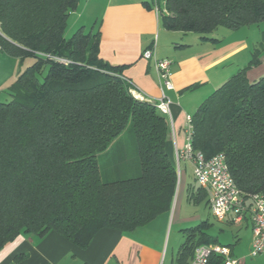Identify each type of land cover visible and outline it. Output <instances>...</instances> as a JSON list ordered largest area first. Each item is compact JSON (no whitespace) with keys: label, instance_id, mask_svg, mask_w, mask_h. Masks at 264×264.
<instances>
[{"label":"trees","instance_id":"trees-1","mask_svg":"<svg viewBox=\"0 0 264 264\" xmlns=\"http://www.w3.org/2000/svg\"><path fill=\"white\" fill-rule=\"evenodd\" d=\"M160 27L196 33L264 23V0H150ZM78 0H0V49L35 61L0 103V250L19 236L41 240L55 232L86 249L104 228L123 233L170 211L176 171L165 153L168 123L153 103L137 101L120 67L99 56L100 32L80 27L65 37ZM250 60L198 106L191 117L194 152L217 154L246 201L264 195V76L250 82ZM123 131L131 133L137 175L105 178L99 158ZM206 189L188 193L198 204ZM209 205V200H206ZM249 206V205H248ZM207 222L182 230L175 264L195 247L216 244ZM21 257L15 259L20 261ZM207 264H223L211 255Z\"/></svg>","mask_w":264,"mask_h":264},{"label":"crops","instance_id":"crops-1","mask_svg":"<svg viewBox=\"0 0 264 264\" xmlns=\"http://www.w3.org/2000/svg\"><path fill=\"white\" fill-rule=\"evenodd\" d=\"M91 1L89 0V3ZM145 3L149 2L147 0H104L101 3L103 9L98 28L100 32L98 56L112 67L121 68V75L133 87L137 100L151 104L161 99L162 94L166 100H169L172 124L168 123L169 133L165 142V153L175 171L177 166L179 167V184L174 205L170 207V211L132 232L101 229L93 236L86 249H78L55 232L49 233L41 240L30 236H19L0 250V264H159L166 233L169 240V233L173 228L175 232L181 234L184 229L207 222V220H201V216L196 213L193 216L183 215L182 207L185 200L190 202L188 193L196 192L199 186L190 188L184 174L187 172V167H192L187 162H180L177 165L174 155L176 150L184 145L185 116L190 117L215 88L234 75L225 68L229 66L227 63L230 59L236 57L238 50L235 49L236 46L228 51L225 50L226 47L217 48V46L203 43L202 45H208L205 50L194 49L186 52L190 44L196 45L201 42H198L194 36L187 38L190 33L186 35L164 30L160 27V16L156 14L153 6L149 9ZM82 16L84 12L75 19H68L69 29L77 27ZM152 47L157 60L167 59L171 62L169 66L172 90L161 89L153 62L142 57L141 53ZM239 62L237 61L234 72H238L244 66V63ZM258 62V66L249 69L245 74L250 82L264 76V48ZM28 66H30L29 61L12 57L0 49V97ZM121 139L122 137L114 141L112 148L99 158L100 172L105 178L132 176L139 172L137 156H123L126 154L120 147ZM116 146L118 148L115 154L108 155ZM205 194L206 199L198 204L204 203L209 209L206 200H209L210 195L208 191ZM248 216L249 214H246L240 223H235L231 216L220 223L247 229L250 233L248 242V248H250L252 228ZM190 222H196V224L184 228ZM208 225L206 233L211 226L209 223ZM155 235H159V243L147 241ZM216 244H218L217 240ZM228 249L230 257L236 259L238 264H245L242 257L243 251ZM18 257H21V260L15 261Z\"/></svg>","mask_w":264,"mask_h":264},{"label":"rangeland","instance_id":"rangeland-1","mask_svg":"<svg viewBox=\"0 0 264 264\" xmlns=\"http://www.w3.org/2000/svg\"><path fill=\"white\" fill-rule=\"evenodd\" d=\"M103 1L104 0H92L89 3V0H78L76 10L70 14V17H68V19L70 20L75 19L76 16L78 15L80 16V14H82L83 12H84V16H82L83 18L77 27L69 29V27L67 26V29L65 30V37L70 38L76 32V30L79 29L81 26L85 27L83 28V32L85 34L90 32L93 33L96 32L100 27V23H101L100 15L103 9L101 3H103ZM147 1L149 2L150 0ZM188 36L189 37L187 38H192V36H194L195 39H197L198 42L201 43H197L196 45L190 44V46L187 47L188 49L186 52L194 49H198V51L205 50V48L208 45H202L203 43L205 44L208 43L209 45L214 47L217 46V48L226 47L225 50L228 51H230L236 46L235 49L238 50L236 57L230 59V62L227 63V65L229 66L225 68L226 70H229V72L231 71L233 74H235L237 73L236 71L234 72V69L237 67V61L244 63V66H246L247 62L250 60L255 61V59L257 60V58L259 60V57L264 48V23H260L258 25H252V26H245L236 30H230L224 27H219L215 29L213 33L211 32L205 35V37L209 38V40L199 39L201 36H199V34L196 33H190V35ZM23 59L29 61L30 65L35 61V59L31 57H25ZM230 63H234L236 65L234 66V64L231 65ZM244 66H242V68ZM130 86L131 85H129V93L131 92V88H132ZM2 94L4 96L2 95V97H0V103H7L9 101V98H7L8 97L7 92ZM123 132L124 133L122 134V139L120 143L121 145L120 147H122V149L125 151L126 154L123 156L126 157L137 156L135 152V147L133 145V139L131 137V133H129L128 131H123ZM116 148L118 147L117 146L114 147L108 155L115 154ZM186 169L187 172L184 174V177L188 179L187 182L190 185V188L192 187L196 188L197 184L193 181L192 178L193 176L192 168L187 167ZM178 181H179V177L177 176L175 194L177 193V188L179 184ZM175 194L172 205H174V201L176 198ZM182 208H183L182 212L184 216H193L196 213L197 215L201 216L202 218L201 220H207V222L211 225L210 228L208 229V233L217 240V243L219 245L226 246L230 249L243 251L242 253L244 254L242 257L245 264H264V253L256 255L255 257L248 256L250 253V248H248L250 233L247 229H239L229 225L228 226L223 225L222 223H220V221H218L213 217L209 209L205 207L204 203L193 204V202L191 201L189 202L185 200V204ZM195 224L196 222H190L186 224L184 228L194 226ZM169 234H170L169 240L167 233L164 237L159 264H175L174 258H176L177 252L180 248L179 246L182 245V243L185 241L186 238V236L180 234V232H175L174 228ZM147 241H155L156 243H159L160 241L159 235H155L151 238H148Z\"/></svg>","mask_w":264,"mask_h":264},{"label":"built area","instance_id":"built-area-1","mask_svg":"<svg viewBox=\"0 0 264 264\" xmlns=\"http://www.w3.org/2000/svg\"><path fill=\"white\" fill-rule=\"evenodd\" d=\"M154 11L159 13V7L154 3ZM159 15V14H158ZM155 47V45H154ZM154 47L145 50L142 57L146 60H151L156 70L158 80L162 90H172L173 84L171 82V62L167 59L157 60L154 56ZM130 85V83L127 81ZM132 87V86H130ZM133 87L131 94L134 96ZM135 97V96H134ZM169 100H166L162 94V98L154 102L157 111L163 115L169 124H172L171 115L169 111ZM186 117V124L184 134L185 141L182 148L177 149L175 157L177 165L180 162H187L192 167L193 181L208 191L209 210L213 217L218 221H225L231 216L235 223H240L246 214L251 223L252 240L250 242L249 257L264 253V195L254 194L250 198V203L245 205L246 201L243 194L236 187L234 181L231 179L228 168L226 167L225 158L222 154H217L209 159H206L201 152H194L191 146L192 140V126L191 117ZM179 167L177 166V176L179 177ZM221 256L224 264H238V261L230 257V251L227 247L218 244H204L195 247L192 258L188 264H207L211 255Z\"/></svg>","mask_w":264,"mask_h":264}]
</instances>
